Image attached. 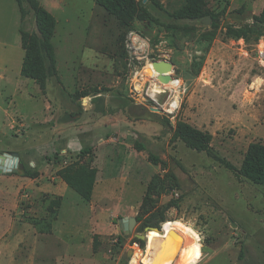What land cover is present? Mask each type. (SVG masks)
<instances>
[{
	"label": "rangeland",
	"instance_id": "1",
	"mask_svg": "<svg viewBox=\"0 0 264 264\" xmlns=\"http://www.w3.org/2000/svg\"><path fill=\"white\" fill-rule=\"evenodd\" d=\"M138 1L149 14L125 26L95 0H39L57 18V74L42 89L21 73V28L25 23L37 31L34 11L24 2L23 20L18 0H0V152L17 154L30 171L51 163L53 175L67 165L89 163L88 157L79 156L82 149L74 151L70 142L81 138L84 147L90 146L92 133L67 135L85 129L86 121L101 111L114 116L109 124L112 144L123 145L111 152L96 140L94 164L104 178L115 180L110 182L114 190L105 194L101 181L91 201L72 189L56 208L57 197L33 196L24 187L20 212L12 213L29 228L24 239L16 235L20 227L12 225L7 213L14 196H1L0 233L8 232V238L0 243V264H144L131 260L138 252L135 238L146 242L145 248L140 246L143 253L148 228L162 233L170 222L183 226L178 229L199 257L192 264H264V185L240 172L250 143L264 142V64L258 60L255 38L224 44L239 40L228 35V29L253 23L264 0H204L201 18L180 20L172 13L186 0ZM207 17L210 23H205ZM131 36L138 39L135 49ZM160 59L174 63V80L168 85H158L155 73L147 72L149 64ZM216 60L218 87L206 80L205 72ZM151 88L158 90L155 97ZM29 93L32 100L27 99ZM210 101L219 108L212 109ZM48 102L61 103L53 121L70 122L66 132L35 125V117L42 120L48 113ZM120 115L142 122L128 126ZM13 118L25 126L12 130ZM179 119L212 134L210 151L172 139ZM64 146L69 151L62 152ZM150 155L159 163L150 161ZM31 158L39 165L31 164ZM3 175L0 194L8 183ZM126 216L137 219L128 235L121 227ZM168 236L181 242L174 234ZM152 239L150 259L156 262L167 240ZM175 262L182 263V257Z\"/></svg>",
	"mask_w": 264,
	"mask_h": 264
},
{
	"label": "trees",
	"instance_id": "2",
	"mask_svg": "<svg viewBox=\"0 0 264 264\" xmlns=\"http://www.w3.org/2000/svg\"><path fill=\"white\" fill-rule=\"evenodd\" d=\"M22 18L24 20L26 12L24 2L29 4L34 11L37 31L30 30L24 23L21 28L22 46L24 57L21 66V73L27 78L36 80L42 89H45L47 80L57 74V58L53 38L57 28V18L39 0H18ZM109 14L115 16L119 22L125 26L130 24L143 14H149L146 9L140 7L138 0H95ZM205 14L204 0H186V3L177 11L172 13L175 19H199ZM228 35L236 39L245 41L255 38L258 42L264 35V7L262 11L254 16L253 23H247L239 28L228 29ZM257 42V43H258ZM165 123V119H161ZM172 139H181L197 150L210 151L212 134L209 131L200 130L192 124L179 119L173 130ZM136 147L143 149V145L136 144ZM79 156L88 157L89 163H73L60 168L57 174L77 191L85 200L91 201L96 184L98 167L94 164L95 152L93 146L82 148ZM150 161L159 163L158 157L150 155ZM23 176L37 177L38 171H30L26 165L19 171ZM242 175L254 183L264 185V142H251L244 155L240 169ZM155 177L148 185V192L155 186ZM57 204L60 206L61 197H57ZM57 206V207H59ZM139 220V219H138ZM171 224L168 223L164 227ZM142 248L146 242L135 238ZM153 239L151 240L152 244Z\"/></svg>",
	"mask_w": 264,
	"mask_h": 264
},
{
	"label": "crops",
	"instance_id": "3",
	"mask_svg": "<svg viewBox=\"0 0 264 264\" xmlns=\"http://www.w3.org/2000/svg\"><path fill=\"white\" fill-rule=\"evenodd\" d=\"M242 40L243 39L232 40V41L230 40L229 43L224 42V44H226V46H228V45H231L232 43L233 44H237V43H239ZM242 49H243V47H242ZM228 66H230V65H228ZM219 68H220V65H219V62L217 60L214 61L212 66L211 65L209 67L206 66V68H205L206 80L210 84H212V86H214V87L216 85L218 87L217 79H215V78H216V76L219 73ZM15 91H16V93H18L21 90L18 88ZM33 98H34L33 94L29 93L27 95V99L32 100ZM209 104H210L212 109H218L219 108V107L214 105L213 101L212 102L210 101ZM60 105H61V103H58V104L54 105V104H51L50 102H48L47 106L44 109L45 111H48V113L47 112L44 113L45 118H43L42 120H40V118H38V117H35V119H34V120H36L35 121L36 122L35 125H39V127L41 126L44 129L47 126H50V128H51V125H52L54 131H65L66 132L68 129H70V127H71L70 126L71 125L70 122H66L63 119H59L57 121H53L54 117L56 116L55 113L56 112L58 113V111L62 107ZM88 108H89V110H92L94 108V103L90 102ZM97 113L95 114V117L93 116L92 118H90L92 121H86L87 119H84V121H86L85 129L83 127H81L80 131H75L74 133H71V134L67 135V136H69L68 138H71V137L75 138L77 136L80 137V134L82 132H90V133H92V135H91L92 136V145H90V146L94 147L93 149H94V152L96 154L95 155L96 159H97V156H98L97 153H96L97 145H98V144H96V140L100 144L109 147L111 152L113 150L116 151V149H122L123 148V145H114V144H112L111 139H113V138H112V136L109 135L110 134L109 131L112 130V126L110 127L109 124L112 123V120L114 119L113 118L114 116L110 115L109 113L104 114V112H102V111L101 112H97ZM84 116H86V114ZM120 117H122L121 120H123L128 126H130L132 124H133V126H135L136 124H141V122H142V121H139V120L130 121L129 117H127V119H126V118H124L126 116H122V115H120ZM82 118H83V116H80V117H78V120H82ZM18 119H20V118H18ZM76 123L77 122H75V123L73 122L72 124L75 125ZM23 126H25V122H23L21 119L20 120H16L15 118H13V120L11 122V125H10V128L12 130H14L16 127H19V129H21V127H23ZM67 143H69V142H67ZM125 143L127 144V142H125ZM70 144H72L75 147L74 151H77V152H79L84 147L81 138H80V142L78 140H74V141H71ZM61 151L62 152L63 151H69V149H67L64 146V148H62ZM0 153H7V152H0ZM31 159H32L31 164H33L34 166H36L37 164L39 165V163H38V161L36 159H33V158H31ZM112 165H113V167H114V165L117 166L116 163H112ZM53 166L54 165H52L51 163H48V166L46 168H41L40 165H39L38 169H36V170L40 174L37 177L23 176L20 173H17V174H6V173H4V175H3V177L8 181V183L5 184V186L1 188V189H4V190L0 194V197L3 196L4 194H7V193L12 194L14 196L13 204L7 208V213L11 217L12 225L14 223L16 225H19V227H20V229L18 228V230L16 231V235H18V237H22V238L24 237L25 228H26V230H29V228L26 226L27 224L25 222H21L20 220L15 219L13 217V215H12L13 212L19 210V208H20L19 200L21 198V191H22V189L24 187H27L30 191H32L33 196L35 194V196L45 195V197L46 196L61 197L62 201L65 200V198L67 197L69 192L72 190V188L70 186H68V184L57 173H55L54 175L52 174L54 172L53 171L54 170ZM98 169H99V171H98V175H97V179H96V184H95V187H94L93 198L96 195L97 187H98V185H99V183L101 181H102V194H105V193H107L106 189L107 190L108 189H113V184L112 183L110 184V182L115 180V178H113V177L112 178H109V177L108 178H104L103 175L101 174L102 173L101 169L100 168H98ZM134 169H136V168H134ZM118 171H121V173H122L124 171L123 170V166L122 167H118ZM49 173H50V175L51 174L52 175L50 176ZM122 177H125V176H122ZM60 207L61 206L56 207V208H60ZM19 212H20V210H19ZM58 224H59V216H58V220H56V223H55V226H54L55 227V231L57 230ZM28 225L30 226V224H28ZM178 225L182 229H184L181 224H178ZM34 228L35 227L33 225V230H31V232L33 234H35ZM7 233L8 232L0 233V243L4 242L5 239L8 238ZM23 239L15 241V242L16 243L22 242V241H24Z\"/></svg>",
	"mask_w": 264,
	"mask_h": 264
},
{
	"label": "bare ground",
	"instance_id": "4",
	"mask_svg": "<svg viewBox=\"0 0 264 264\" xmlns=\"http://www.w3.org/2000/svg\"><path fill=\"white\" fill-rule=\"evenodd\" d=\"M147 68H148L147 72L153 71L155 73V82L158 85H168L172 83L174 80L173 71L170 72L172 75L171 80L168 82H162L159 78L160 73L155 69L152 62L149 64ZM157 91L158 90L151 88L150 90L151 96L155 97L157 95ZM159 232L160 231L156 229H151L150 231L147 232V247H148L147 251L143 253L140 251L136 252L131 259L133 262L137 261L144 264H172L174 261H176L178 256H181L183 262L182 263L175 262V264H188V263L192 264L196 261V259L199 258V257L197 258L195 251L191 249L189 245V240L186 239L185 234H183V232H181V230H179L178 227L171 225L166 229L165 232L164 230L162 233ZM170 233L174 234L175 237L178 238L181 242L177 243L167 240V238L169 237L168 235ZM152 236L163 237L167 240L166 248L161 254L157 255L159 256V258L157 259L156 262L150 259V255L154 254L153 250L150 247V241Z\"/></svg>",
	"mask_w": 264,
	"mask_h": 264
},
{
	"label": "water",
	"instance_id": "5",
	"mask_svg": "<svg viewBox=\"0 0 264 264\" xmlns=\"http://www.w3.org/2000/svg\"><path fill=\"white\" fill-rule=\"evenodd\" d=\"M210 17L205 19V23H210ZM155 69L160 73L159 78L162 82H168L171 80L172 75L170 72L174 71V63L169 59H160L155 60L153 62ZM19 167H24L23 163H20V159L17 154L10 153H0V173H12L17 172ZM137 223V219L135 217H124L122 219L121 227L124 230L125 234H130L135 225ZM151 229L155 228H148ZM162 230V229H161ZM158 230V231H161ZM144 238H147L145 236Z\"/></svg>",
	"mask_w": 264,
	"mask_h": 264
},
{
	"label": "built area",
	"instance_id": "6",
	"mask_svg": "<svg viewBox=\"0 0 264 264\" xmlns=\"http://www.w3.org/2000/svg\"><path fill=\"white\" fill-rule=\"evenodd\" d=\"M131 35H134V34H131ZM136 38H137L136 36H131L133 49L137 48L135 41H137L138 39H136ZM257 53H258V60H259V62L261 64H264V38L260 39V41L257 44ZM176 108H177V106L174 108V111L176 110ZM140 246H141L140 243H137V241H135L133 248H135V251L138 250V251L142 252L141 251L142 249H141Z\"/></svg>",
	"mask_w": 264,
	"mask_h": 264
}]
</instances>
